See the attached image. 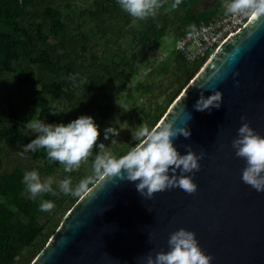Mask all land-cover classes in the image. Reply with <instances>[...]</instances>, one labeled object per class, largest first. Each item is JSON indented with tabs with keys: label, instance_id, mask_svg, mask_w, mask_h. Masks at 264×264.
<instances>
[{
	"label": "water",
	"instance_id": "obj_1",
	"mask_svg": "<svg viewBox=\"0 0 264 264\" xmlns=\"http://www.w3.org/2000/svg\"><path fill=\"white\" fill-rule=\"evenodd\" d=\"M188 82L158 124L188 122L191 136L174 146L181 155L186 145L204 153L200 170L186 174L197 191L176 187L147 199L135 183L99 179L32 264H146L149 253L169 251L181 228L195 233L211 264H264V192L242 181L246 162L231 146L242 123L264 137V18L252 17ZM214 91L221 107L196 111L201 92Z\"/></svg>",
	"mask_w": 264,
	"mask_h": 264
},
{
	"label": "trees",
	"instance_id": "obj_2",
	"mask_svg": "<svg viewBox=\"0 0 264 264\" xmlns=\"http://www.w3.org/2000/svg\"><path fill=\"white\" fill-rule=\"evenodd\" d=\"M66 1L0 0V81L5 75L16 76L22 91L21 97L25 101L24 104L12 103L9 106L7 120L0 116V141L23 148V145L36 138L31 130L23 129L24 121L30 120L23 113L39 110L50 118V123H54L58 115L50 112L59 111L66 102L77 107L79 116L93 117L95 123L101 124L104 129L116 109L117 96L126 90L136 76L139 53L160 48L173 24L185 26L178 38L189 30V25L210 21L224 11L222 0L212 6L207 5V0H183L178 9L171 10V15L161 11L152 21L141 24L139 33L134 32L133 27V42L130 45L131 48L138 46L139 51H133L128 56L126 49H122L119 44L117 47L112 45L118 39H106L99 54L100 37L95 33L90 34L75 16L63 10L62 4ZM87 13L102 38L110 33L115 34L110 22L117 14L131 22L129 15L119 8L117 0H93L92 7L84 12ZM72 25H76V33H73ZM116 32L117 35L120 33ZM172 53L173 70L169 72L167 65L161 64L153 71L157 74L171 73L172 79L167 87L172 90L154 113L144 111L140 125L144 123L149 128L154 127L164 116L179 87L191 79L194 66H201L199 62L188 61L175 49ZM34 68L37 72L32 74ZM77 73L79 77L74 84L69 76ZM80 78H86L88 83L79 84ZM39 82L42 88L36 87ZM110 89H113L114 94H109ZM137 89L144 93L151 88L139 83ZM30 94L37 96L32 98ZM61 113L64 116L63 124L71 122L66 112ZM136 143L129 146L127 151H119L113 156H123ZM29 153L30 161L26 167L17 166L0 174V196L5 199L0 203V264H16L30 248L39 243L40 249L33 252L26 263L32 264L52 236L46 232L47 225L39 220L42 213L38 210L39 199H30L22 179L28 168L34 167L51 175L63 169V166L59 162L49 164L44 150ZM44 199L56 203L57 212L62 214L55 222L56 230L80 198L46 194Z\"/></svg>",
	"mask_w": 264,
	"mask_h": 264
},
{
	"label": "clouds",
	"instance_id": "obj_3",
	"mask_svg": "<svg viewBox=\"0 0 264 264\" xmlns=\"http://www.w3.org/2000/svg\"><path fill=\"white\" fill-rule=\"evenodd\" d=\"M168 0H117L119 8L129 15V27H136L138 22L154 18L158 11L164 8ZM183 0H174L168 8L176 10ZM233 16L253 17L258 21L264 18V0H230L226 9ZM194 24L189 25V31H195ZM79 73L70 75L69 79L76 83ZM88 83L86 78H80L79 84ZM222 104V93L214 91L205 97L201 92L194 108L196 111H210L219 109ZM58 112L51 111L56 115ZM245 117H241L243 121ZM183 126H176L174 121L161 122L149 128L142 123L137 128L133 139L137 142L134 147L123 156L117 158L110 154L101 155L105 145L100 143L99 153L93 161L94 175L79 180L75 185L72 177L66 176L58 182L57 188L53 187V179L49 177L42 180L37 170L26 171L22 183L30 194V199H39V211L50 212L55 204L44 196L59 197L61 194L73 198H82L96 179L111 178L116 181L135 183L138 193L147 198L154 194L180 188L191 195L197 191V184L187 173L200 170L199 160L204 153L197 155L190 145H186L185 155H181L174 146V140L183 136L189 138L191 132L188 122ZM36 135L30 143L23 145L18 155L26 159V153H36L38 150L46 152L49 164L59 162L65 173L78 171L82 163H87L93 155V149L100 137L99 126L94 118L81 115L68 124H50L43 120L30 119L26 125ZM120 131L115 127L104 130V138L119 136ZM115 140H112L114 143ZM232 148L238 158L246 162L242 171V181L250 185L257 192H264V137L257 134L248 123H242L238 129L237 138L232 140ZM179 171L180 175H176ZM171 173V175H170ZM169 251L157 252L155 256L147 255L146 264H211L212 257L206 255L199 246L196 235L183 228L173 232L168 240Z\"/></svg>",
	"mask_w": 264,
	"mask_h": 264
},
{
	"label": "rangeland",
	"instance_id": "obj_4",
	"mask_svg": "<svg viewBox=\"0 0 264 264\" xmlns=\"http://www.w3.org/2000/svg\"><path fill=\"white\" fill-rule=\"evenodd\" d=\"M219 0H207V5L212 6ZM227 0H222V5L225 8V3ZM173 1L168 0L167 4L164 8H161L159 12H168L171 15V11L168 10L170 4ZM93 0H67L65 4H62L63 10L75 16L78 23L83 25L85 29L91 34L95 33L99 39L100 46L98 47V53L101 54V50L104 48V44L106 39H118V41H113L112 45L117 47L119 44L122 49H126L127 55L130 56L132 52L139 51L138 46H132L133 42V27H129L131 22H127L126 19L117 14L110 22L111 28L115 31V34L110 33L106 37H101L100 33H98L97 27L89 18V14H84V12H88V9L92 7ZM70 5V6H69ZM210 8V7H208ZM157 13V14H158ZM155 18V17H154ZM86 19V21H85ZM153 18H148L145 21L138 22V25L134 27L133 31L139 33L141 24L148 23L152 21ZM131 20V19H130ZM76 25H72L73 33L77 32L75 27ZM185 26H181L178 24H173L171 29L168 31L166 36L163 39V44L160 48H153L147 52L139 53V59L137 61V73L136 76L130 81L127 85V88L124 92L120 93L116 99V109L113 112L111 118L107 121V127H115L118 131H120L119 136H110L108 139L104 138V129L101 124H97L99 126L100 137L97 141V145L93 149V155L89 158L87 163H82L80 169L78 171H74L72 173H65L63 169L58 170L56 173L47 175L45 172L41 171L37 168L27 169L28 171L37 170L41 176L42 180H46L51 177L54 181L53 186H57L58 182L64 179L66 176H71L73 179V184L75 185L79 180L93 176V161L95 159V155L99 153L98 145L103 143L105 145V149L101 155L110 154L115 155L119 151H127L129 146L133 145L136 141L133 139L135 137V133L137 128L140 125V120L144 117V111H151L154 113L160 105H162L169 93L172 89H168V85L170 80L172 79V74H157L153 72L155 69L160 67L161 64H166L167 68L170 70L174 69L173 62V50L176 44L177 36L184 29ZM120 32L117 35V32ZM122 33V34H121ZM93 44V41L91 42ZM94 45V44H93ZM97 49V48H96ZM202 69V64L200 67L194 66L191 78L197 76L199 71ZM37 72L34 68L33 72ZM36 75V73H34ZM37 77V76H36ZM142 83L146 86H149L151 89L148 92L142 93L141 90H138V84ZM189 84L187 82L185 85H181L179 87L178 93H175L174 99L171 100L170 104L167 106V110L165 114L170 111L172 103L182 94V91L186 88V85ZM42 88L41 82L36 84V87ZM44 88V87H43ZM113 89L109 90V94H114ZM22 91L20 90V84L17 82L16 76L5 75L0 81V116L3 120L8 119V110L9 106L12 103H22L25 101L21 97ZM32 98L36 97V94H30ZM66 112L67 117H71L70 121H73L79 118L77 107H73L69 102H66L64 106L60 107V110L57 111V119L54 123H50V118L42 111H25L23 116L30 119H39L43 120L45 123L50 124H60L62 123L64 116L61 112ZM164 114V116H165ZM163 116V117H164ZM161 117L156 125L163 119ZM28 121H24L23 129L25 131H30L25 125ZM155 125V126H156ZM32 131V130H31ZM33 132V131H32ZM34 133V132H33ZM115 140L112 143V140ZM23 148H20L17 144L7 143L5 141H0V174L4 172H9L13 168L17 166H25L29 163L30 153H26V159H22L18 153L22 151ZM25 187V185L23 184ZM91 188V187H90ZM28 193V192H27ZM29 194V193H28ZM81 199V198H80ZM5 199L0 196V203ZM54 203V202H53ZM53 210L50 212H42L40 214L39 220L42 224L47 225L46 232H50V236L53 235L55 230V222L58 217L62 214L57 212L56 203ZM54 228V229H53ZM55 231V232H54ZM54 232V233H53ZM52 237V236H51ZM50 240V239H49ZM47 245V244H46ZM40 249L39 243H36L32 248H30L24 255V257L18 259L16 264H26L29 260L31 254L33 252H37ZM32 263V262H31Z\"/></svg>",
	"mask_w": 264,
	"mask_h": 264
},
{
	"label": "built area",
	"instance_id": "obj_5",
	"mask_svg": "<svg viewBox=\"0 0 264 264\" xmlns=\"http://www.w3.org/2000/svg\"><path fill=\"white\" fill-rule=\"evenodd\" d=\"M225 3L222 14L214 19L196 24L195 31L187 30L176 40L174 49L188 61L204 64L233 34L248 25L252 17L233 16L227 13Z\"/></svg>",
	"mask_w": 264,
	"mask_h": 264
},
{
	"label": "bare ground",
	"instance_id": "obj_6",
	"mask_svg": "<svg viewBox=\"0 0 264 264\" xmlns=\"http://www.w3.org/2000/svg\"><path fill=\"white\" fill-rule=\"evenodd\" d=\"M182 96H184V95H182Z\"/></svg>",
	"mask_w": 264,
	"mask_h": 264
}]
</instances>
